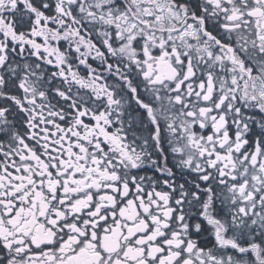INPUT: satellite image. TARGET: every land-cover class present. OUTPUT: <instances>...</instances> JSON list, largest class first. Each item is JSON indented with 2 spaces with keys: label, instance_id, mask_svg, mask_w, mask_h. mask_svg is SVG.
Returning <instances> with one entry per match:
<instances>
[{
  "label": "snow or ice",
  "instance_id": "6c2138e0",
  "mask_svg": "<svg viewBox=\"0 0 264 264\" xmlns=\"http://www.w3.org/2000/svg\"><path fill=\"white\" fill-rule=\"evenodd\" d=\"M0 264H264V0H0Z\"/></svg>",
  "mask_w": 264,
  "mask_h": 264
}]
</instances>
